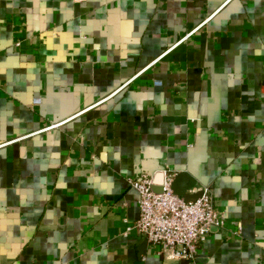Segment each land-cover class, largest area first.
<instances>
[{
    "label": "crops",
    "instance_id": "1",
    "mask_svg": "<svg viewBox=\"0 0 264 264\" xmlns=\"http://www.w3.org/2000/svg\"><path fill=\"white\" fill-rule=\"evenodd\" d=\"M157 166L224 217L195 264H264V0H0V264H178Z\"/></svg>",
    "mask_w": 264,
    "mask_h": 264
},
{
    "label": "built area",
    "instance_id": "2",
    "mask_svg": "<svg viewBox=\"0 0 264 264\" xmlns=\"http://www.w3.org/2000/svg\"><path fill=\"white\" fill-rule=\"evenodd\" d=\"M176 173L157 166L152 174L128 179L137 192L139 218L134 224L137 233L148 244L156 246L165 259L178 264H195L197 248L213 230L225 226L223 215L217 211L213 189L193 187L187 193L197 194L194 201H186L172 189ZM242 226L237 224L235 234Z\"/></svg>",
    "mask_w": 264,
    "mask_h": 264
},
{
    "label": "water",
    "instance_id": "3",
    "mask_svg": "<svg viewBox=\"0 0 264 264\" xmlns=\"http://www.w3.org/2000/svg\"><path fill=\"white\" fill-rule=\"evenodd\" d=\"M183 177H184L183 174H179V175L176 176V178H175V180H174V182L172 184V189H173L175 194H177L178 196L183 197L186 201H194L198 197V195L193 196L194 198H192L191 196H188L186 194V191L188 189H185V188L178 189V185H179V183H180V181L182 180Z\"/></svg>",
    "mask_w": 264,
    "mask_h": 264
}]
</instances>
